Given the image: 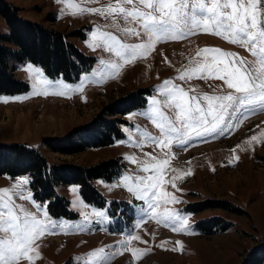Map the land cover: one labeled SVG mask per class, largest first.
Returning <instances> with one entry per match:
<instances>
[{"label": "rangeland", "instance_id": "374dc122", "mask_svg": "<svg viewBox=\"0 0 264 264\" xmlns=\"http://www.w3.org/2000/svg\"><path fill=\"white\" fill-rule=\"evenodd\" d=\"M7 1L19 7V16L66 32L75 30L68 39L92 55L94 63L70 81L62 75H47L32 61L11 59L15 74L28 83V88L12 94L0 93V142L26 141L52 161L93 164L120 156L125 165L109 179H93L101 199L98 202L85 199L79 182L57 186L56 191L67 197L68 208L75 216H53L47 208L48 230L35 237L34 251L29 253L33 256L31 264H86L88 254L99 248L105 249L100 254L101 264H239L244 250L264 237V111L238 113L239 119L231 118V130L204 137L193 135L186 145L173 142L159 146L148 141L147 135L160 137L152 122L150 99H162L157 88L165 79H171L189 95L202 97L229 91L222 80L191 71L197 66L196 61L203 60V56L197 57V52L219 48L251 62L254 58L249 51L197 28L190 35L157 42L135 60L125 62L106 50L105 45L113 41L106 40L102 34L115 36L126 44L145 42L147 36L138 39L126 34V28L139 30L135 21H126L118 14L91 11L117 4L131 7L123 0ZM0 31L7 33V23L1 15ZM112 63L120 67L113 70ZM185 73L184 80L178 79ZM44 80L50 83L44 84ZM138 87H149L145 104L125 111V121L119 126L121 135L114 137L112 143L69 154L50 150L42 142L44 136L60 135L86 122L113 96ZM140 143L145 146H137ZM154 166H157L155 172L140 171ZM124 175L129 179L123 180ZM149 176L157 178L159 191L156 195L160 198L157 213L164 207L176 209L184 218L183 231H174L171 225L157 223V217L146 215L141 209L147 205L135 199L134 193L128 190L136 187L137 177ZM23 178L30 181L28 174L2 175L0 189H10L7 195L13 196L18 206L17 214L30 212L44 219L43 209L36 205L47 206L48 201L37 200L30 183L21 187L24 195L31 193L35 204L13 195L18 190L13 185ZM72 188L78 191L74 193ZM164 192L169 197L176 196L179 202H171L163 196ZM0 198H4L3 193ZM207 198L229 200L246 211L193 206ZM100 211L106 212V218L95 215ZM213 215L224 217L230 226L221 232L203 233L200 220ZM138 221L140 228L137 229L134 226ZM175 226L181 225L176 223ZM129 234L139 235L141 240H129ZM129 249L139 251L133 254ZM112 253L118 254L113 256ZM92 259L95 264L96 258ZM19 264L29 262L20 261Z\"/></svg>", "mask_w": 264, "mask_h": 264}, {"label": "snow or ice", "instance_id": "6c2138e0", "mask_svg": "<svg viewBox=\"0 0 264 264\" xmlns=\"http://www.w3.org/2000/svg\"><path fill=\"white\" fill-rule=\"evenodd\" d=\"M123 3L131 7L117 4L105 10L91 9L92 12L118 14L126 21H135L139 30L126 28V34L138 39L147 36L145 42L126 44L121 43L115 36L102 34L106 40L113 41L111 45H105L106 50L114 52L122 61L135 60L155 43L190 35L197 28L222 37L229 43L239 44L254 58L250 62L239 57L237 53L222 51L219 48H204L197 52V57L203 56V60L196 61L197 66L191 71L197 75L222 80L229 91L222 95H189L171 79H165L157 88L162 99H150L153 105L152 122L160 137L147 135L148 141L159 146L165 143L172 145L173 142L186 145L193 135L204 137L214 135L218 131L224 134L231 130V118L239 119L238 113L243 115L255 113L257 110L264 111V0H123ZM209 53L212 54L210 57L207 55ZM119 67L118 63L111 64L113 70ZM186 76L187 73L182 74L178 79L184 80ZM43 83L49 84L50 81L44 80ZM252 139L255 140L256 137L253 136ZM137 146L143 147L145 144L140 143ZM126 159L132 160V157ZM156 170L157 166L140 169L145 173ZM128 179L127 175L123 176V180ZM29 183L28 178L18 180L13 185L18 189L13 195L35 204L31 193L24 195L21 187ZM172 187L176 188V184L172 183ZM128 190L134 193L135 199L147 205L141 211L157 217V223L169 224L174 231L184 230V218L176 209L164 207L162 212L157 213L160 198L156 195L159 189L155 176L137 177L136 187H129ZM9 191L8 188L0 189V193L4 194V198H0V264H19L20 261H28L31 264L33 256L29 253L34 251L33 241L37 234L48 230L47 206L36 205L37 208L43 209L44 219H39L30 212L19 215L13 196L7 195ZM71 191L75 193L78 189L72 188ZM163 196L168 197L171 202H179L176 196L169 197L167 192H164ZM95 215L106 218L105 211L96 212ZM87 218L85 216V219ZM176 223L181 226L176 227ZM134 227L140 228V222ZM127 239L141 240L139 235L131 234ZM176 243L179 245L180 242ZM104 251V248L93 250L88 254L89 260L86 264H94L93 257L96 258L95 264H101L103 258L100 254ZM129 251L135 254L139 250ZM116 254L118 253H112L113 256Z\"/></svg>", "mask_w": 264, "mask_h": 264}, {"label": "trees", "instance_id": "16d2710c", "mask_svg": "<svg viewBox=\"0 0 264 264\" xmlns=\"http://www.w3.org/2000/svg\"><path fill=\"white\" fill-rule=\"evenodd\" d=\"M18 9L9 1L0 0V15L7 23V33L0 31V93L12 94L28 88V83L15 74L11 59L32 61L39 64L47 75H62L70 81L93 65L94 57L68 39V35L75 30L66 32L19 16ZM147 91L149 87H138L113 96L86 122L60 135L44 136L41 140L48 149L69 154L108 145L114 137L121 135L119 126L125 121V111L144 106ZM123 166L120 156L93 164L52 161L26 141L0 142V176L28 174L35 198L47 200L48 212L53 216H75L68 208L67 197L56 191L57 186L79 182L85 199L98 202L101 199L93 179H109ZM193 206L198 209L219 207L233 212L246 211L224 199L207 198L193 203ZM200 223L203 233L221 232L231 224L219 215L202 219ZM239 264H264V237L244 250Z\"/></svg>", "mask_w": 264, "mask_h": 264}, {"label": "crops", "instance_id": "0c3cea01", "mask_svg": "<svg viewBox=\"0 0 264 264\" xmlns=\"http://www.w3.org/2000/svg\"><path fill=\"white\" fill-rule=\"evenodd\" d=\"M16 71V70H15ZM16 73V72H15ZM90 148H92V147H90ZM90 148H87V149H85V150H83V151H86V150H88V149H90Z\"/></svg>", "mask_w": 264, "mask_h": 264}]
</instances>
